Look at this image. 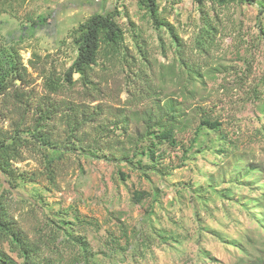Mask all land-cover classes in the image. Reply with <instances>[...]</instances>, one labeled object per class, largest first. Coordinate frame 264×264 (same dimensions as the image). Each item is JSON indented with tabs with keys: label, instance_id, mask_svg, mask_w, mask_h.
<instances>
[{
	"label": "rangeland",
	"instance_id": "obj_1",
	"mask_svg": "<svg viewBox=\"0 0 264 264\" xmlns=\"http://www.w3.org/2000/svg\"><path fill=\"white\" fill-rule=\"evenodd\" d=\"M259 2L221 10L225 27L217 36L213 58L202 59L208 66L224 64L215 78L207 79L206 87L219 96L208 102H217V114L227 122L229 146L238 147L235 154L224 157V134L203 127L193 143L189 140L183 161L176 157L180 149L163 146L164 173L149 165L144 175L135 163L80 149L66 154L59 188L46 179L21 180L11 188L0 169V195H8L13 214L29 234L34 235L40 219L62 240L85 236L91 264H253L264 255V175L248 176L245 165L264 164V12ZM115 10L131 49L138 52L134 36H141L153 59L179 62L170 32L158 30L138 0H0V43L17 46L25 63L37 51L53 54L54 61L68 67L78 55L72 30L94 14ZM169 20L191 50L202 25L197 4L181 1ZM129 79L121 74L115 81L124 87L123 100L129 96ZM34 84L42 89L41 78ZM176 88L169 84V90ZM116 89L106 92L108 101L118 105ZM10 124L0 120L4 129ZM31 148L27 159L16 164L20 172L40 167L36 158L43 161V145L34 142ZM242 156L249 161L238 169ZM143 160L153 162L147 155ZM135 192L148 195L137 202ZM120 211L127 233L118 228L115 216ZM109 231L121 238V245L111 242ZM10 253L22 262L17 253Z\"/></svg>",
	"mask_w": 264,
	"mask_h": 264
},
{
	"label": "trees",
	"instance_id": "obj_2",
	"mask_svg": "<svg viewBox=\"0 0 264 264\" xmlns=\"http://www.w3.org/2000/svg\"><path fill=\"white\" fill-rule=\"evenodd\" d=\"M138 1L158 30L170 32L180 65L153 59L147 40L141 36H134L138 52L131 49L118 10L94 14L72 30L78 55L68 67L54 61L53 54L37 51L25 63L17 46L0 43V120L11 123L8 129L0 127V169L9 177L11 188L21 180L44 179L59 188V178L67 166L66 154L78 149L100 153L116 162L135 163L144 175H148L150 166L164 173L163 146L180 149L182 154L176 157L183 161L190 149L189 140L193 143L203 127L224 134V157L238 150L236 145L229 146L227 122L222 113L217 114V102H208L219 96L206 87L207 79L215 78L224 64L208 66L205 62L213 58L217 36L225 27L221 10L236 3L260 1L264 12V0H194L202 25L191 50L169 20L174 6L183 0ZM121 74L130 78L126 100L120 96L123 85L115 82ZM37 78L42 79L40 90L34 84ZM170 83L177 87L175 91L169 90ZM113 86L117 88L118 105L107 99L106 91ZM223 88L229 87L225 83ZM34 142L45 149L43 161L35 157L43 170L38 167L20 172L16 164L27 159ZM145 155L153 162L144 164ZM248 161L246 156L240 157L237 168ZM245 165L248 176L257 172L264 175V164ZM145 195L135 192L134 199L140 202ZM118 214L119 231L127 233L124 212ZM46 228L38 219L34 235L29 234L13 214L8 195L1 194L0 264H91L85 236L62 240L55 228ZM109 234L111 242L121 245L120 237L113 238L112 231ZM124 237L127 239V235ZM10 252L17 253L22 262ZM253 264H264V255Z\"/></svg>",
	"mask_w": 264,
	"mask_h": 264
}]
</instances>
